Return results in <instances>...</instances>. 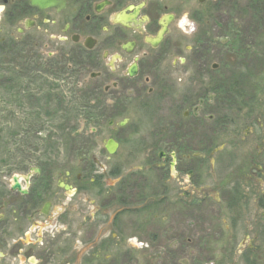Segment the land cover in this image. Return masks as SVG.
I'll list each match as a JSON object with an SVG mask.
<instances>
[{"label": "flooded vegetation", "instance_id": "1", "mask_svg": "<svg viewBox=\"0 0 264 264\" xmlns=\"http://www.w3.org/2000/svg\"><path fill=\"white\" fill-rule=\"evenodd\" d=\"M0 12L10 27L17 24L25 42L45 43L49 57L67 46L88 55L82 68L96 70L90 72L94 89L115 100L127 95V101L145 109L139 111L145 119H135L131 132L153 125L146 120L148 106L140 103L145 93L158 94L164 111L160 130L151 126V135L129 141L123 150L124 160L142 154L144 162L137 167L127 168L125 161L108 165L86 153L78 157L93 163L63 169L38 165L12 174L10 190L0 200V264H107L104 255H112L109 245L123 232L126 217L132 237L155 232L160 238L168 209L195 212L230 196L241 210L254 198L256 241L244 242L241 253L264 256V238L258 242L264 235V70L247 84L246 72L239 77L231 72L230 48L213 61L202 55L204 48L217 46L219 55L224 47L211 34L226 27L222 11L193 10L188 26L194 39L185 52L171 38L183 5L173 7L170 0H55L43 8L30 0H0ZM164 25L167 32L159 39ZM6 33L0 48L13 42L11 28ZM126 83L129 87H122ZM118 117L110 116L105 127H91L95 136L98 126L105 128L108 160L121 146L118 134L133 123L129 115ZM240 124L248 129L238 138ZM230 136L240 145L253 144L232 195L229 171L207 172V165L215 167L220 158L219 166L227 168L239 156L238 142L230 154L225 147L230 139L219 142ZM109 140L117 144L113 153L106 147ZM153 223L160 232L152 231Z\"/></svg>", "mask_w": 264, "mask_h": 264}, {"label": "rangeland", "instance_id": "2", "mask_svg": "<svg viewBox=\"0 0 264 264\" xmlns=\"http://www.w3.org/2000/svg\"><path fill=\"white\" fill-rule=\"evenodd\" d=\"M170 2L173 7L183 5V13L171 38L181 42L184 52L186 46L194 39L193 32L188 26L192 22L190 14L193 10L218 9L223 12L226 27H222L220 32L212 31L211 34L212 39L220 41V45L224 47L221 49L219 46L221 49L219 55L217 46L204 48L202 55H209L213 61L218 56L222 57L224 51L230 48L231 72L237 77L241 72H246L247 84L258 77V72L264 70V0H206L203 4L197 0ZM3 14L4 12H0V41L11 28L13 42L6 44V48H4L6 45L0 48V200L10 190L12 174L32 166L42 165L59 169L81 167L87 162L93 163L91 159L78 157L86 153H94L100 162L108 165L125 161L127 162L125 167L134 168L143 163L142 154L129 160H124L122 154L129 141H139L141 136L151 135L152 127L161 129L164 111L161 110L159 95L147 97L145 93L146 96H142L145 100L140 102L148 106L146 120L153 122V125H145V128L142 126L141 133L131 132L136 128L135 119H145V114L139 112L145 110L141 108L139 102L135 101L137 104L133 105L129 102L130 99L126 100L127 95L115 100L113 95L105 96L94 89L95 84L91 81L90 72L96 70L82 68L89 60L88 55L67 46L57 47L58 53L49 57L45 43L38 47L30 41L25 42V39L17 35V24L13 25V28L10 27L7 19H3ZM225 41L229 42L225 45L223 43ZM122 87L129 85L126 83ZM146 87L148 88L149 84ZM88 113H92L90 117ZM113 115L117 117L129 115L133 123L126 124L118 134L121 146L108 160V154L103 151L104 139L108 137L105 128L101 129L98 126L99 129L96 130L98 134L95 136L89 127H93L94 124L103 125L105 120ZM88 119L92 120L86 129L84 124ZM247 129L246 124H240L238 138L244 136ZM231 135L236 136L235 132ZM238 138L230 136L224 140V137H221L219 142L223 143L230 139V143L225 146L226 152L230 154L233 153V147L237 146L235 141ZM241 142V145L238 142L239 156L234 157L230 166L227 168H224L226 165L219 166L222 154L217 155L220 159L217 164L215 163V167H212L214 162L211 163L212 166L207 165V172H216L217 175L229 171L231 195L234 193L236 175L242 173L244 167L248 165L245 157L248 158L253 147L251 143ZM228 157L227 160L231 162V155ZM228 200L220 205L206 203L199 206L195 211L197 215L191 210L168 209L169 217L162 225L160 238L155 232H151L148 238L132 237L129 234V219L126 217L123 232H120L119 238L112 240L109 245V254L112 255L109 258L104 255L103 262L264 264V256L251 254L245 256L241 253L244 242L256 241L254 236L258 229H254L252 218L258 211L254 198L252 197L249 206L242 210L238 201L231 202V196ZM156 224H160L159 221ZM157 227L153 223L152 231L160 232V225L158 230ZM245 235L248 236L247 239ZM262 238L264 235L260 236L259 243L262 242ZM133 257L136 259L132 260ZM256 257H261V260L256 261Z\"/></svg>", "mask_w": 264, "mask_h": 264}, {"label": "water", "instance_id": "3", "mask_svg": "<svg viewBox=\"0 0 264 264\" xmlns=\"http://www.w3.org/2000/svg\"><path fill=\"white\" fill-rule=\"evenodd\" d=\"M31 4H38L41 8L46 7V6H50L54 3L55 0H30ZM201 2L203 0H200ZM130 8H132V6H130ZM167 32V28L166 25L163 26V29L161 30L160 34H159V39ZM135 72V69H133L132 74ZM123 124V123H121ZM107 149L109 150L110 153H113L117 147V144L113 141V140H109L107 145H106ZM14 180L16 182V187L18 186V182H17V177L14 176ZM14 187V188H16Z\"/></svg>", "mask_w": 264, "mask_h": 264}, {"label": "trees", "instance_id": "4", "mask_svg": "<svg viewBox=\"0 0 264 264\" xmlns=\"http://www.w3.org/2000/svg\"><path fill=\"white\" fill-rule=\"evenodd\" d=\"M91 114H92V113H88L89 117H90ZM91 120H92V119H88V120H86V123L84 124V125L86 126V129L88 128L89 124L91 123ZM90 127H91V126H90ZM90 127H89V130H91Z\"/></svg>", "mask_w": 264, "mask_h": 264}]
</instances>
